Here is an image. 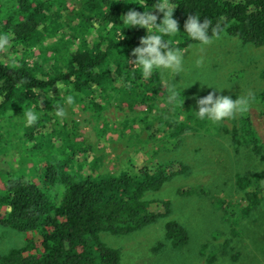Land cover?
I'll use <instances>...</instances> for the list:
<instances>
[{
	"label": "rangeland",
	"instance_id": "374dc122",
	"mask_svg": "<svg viewBox=\"0 0 264 264\" xmlns=\"http://www.w3.org/2000/svg\"><path fill=\"white\" fill-rule=\"evenodd\" d=\"M0 1L10 8V0ZM89 1H54L46 10L35 44L13 50L16 57L36 63L38 51L51 55L57 44L62 51L58 65L65 69L66 53L75 51L85 40H98V31L86 29V18L95 20ZM143 31L146 36L147 29ZM180 51L185 52L184 70L147 78L151 81L159 75L161 89L150 84L136 90L150 99L128 102L133 103L131 107L115 92L80 97L63 82L61 90L54 87L51 93L40 92L35 105L18 102L0 116V187L8 174L37 181L36 174L45 162L67 163L69 148L75 147H80L75 167L96 177L135 173L159 163H180L185 167L181 172H177L180 165H173L177 173L160 190L146 196L152 209L165 216L131 233H102L108 245L121 251L120 264H264V202L247 216L244 209L249 199L237 184L239 175L251 177L263 170L264 160L253 152L246 138L236 140L245 134V119L249 118L264 151V45L223 35L203 51L198 44ZM201 57L204 63L198 67L196 61ZM203 82L229 87L217 95L250 97L248 110L220 124L201 121L195 113L197 98L215 91ZM116 85L121 86V81ZM69 95L74 97L70 105L66 102ZM57 106L65 109V118L55 115ZM29 110H34L39 120L25 127L22 114ZM180 125L188 127L181 143L175 134ZM63 190L64 185L58 184L53 194L58 196ZM168 221H177L188 230L186 245L172 244L167 237ZM31 237V233L0 227V254L24 246Z\"/></svg>",
	"mask_w": 264,
	"mask_h": 264
},
{
	"label": "trees",
	"instance_id": "16d2710c",
	"mask_svg": "<svg viewBox=\"0 0 264 264\" xmlns=\"http://www.w3.org/2000/svg\"><path fill=\"white\" fill-rule=\"evenodd\" d=\"M10 1V8L0 1V25L4 27L0 32L15 34L13 50L18 51L20 46L35 44L39 27L47 18L46 10L57 0ZM140 2L89 1V10L94 13L95 20L85 17L86 29L98 31V40L92 43L85 40L75 51L66 53L65 69L58 65L62 51L59 52L57 44H54L57 50L51 55L38 51L39 61L36 63L31 64L26 57H17L15 64L0 65V116L18 102L37 104L40 92L51 93L58 80L65 86H72L79 96L93 97L98 92L112 95L115 92L120 100L125 98L122 103L130 107L141 100H149L137 92L147 89L150 84L153 89L158 90L159 85L161 89L159 75L151 81L145 79L142 69L134 68V63L128 62V57L134 61L132 49L139 46L140 39L145 37L143 28H127L129 26L121 21V17L133 8L143 12L144 8L137 5ZM155 2L146 0L149 7ZM174 2V19L181 31H184L188 17L197 14L201 22L209 19L213 26L218 22L226 24L228 36L237 37L244 43L264 45V0ZM157 14L159 23L162 14ZM170 39L179 50L198 44L185 32ZM117 81L122 85H116ZM261 97L264 100V92ZM245 120V134L236 140L246 138L252 143L253 152L264 160L259 137L249 118ZM181 127L177 126L175 132L180 143L182 133L188 128ZM78 148H69L70 160L67 163L51 159L45 162L36 174L37 181L25 175H5L0 187V227L31 233L32 237L24 246L0 254V264H120L121 251L108 245L102 233H131L165 216L166 213L152 209V202L146 196L160 190L168 179L181 172L185 168L183 164L159 163L135 173L124 171L120 175L96 177L82 174L73 164ZM175 164L180 165L177 172L172 168ZM58 184H63L64 190L56 196L53 189ZM237 184L249 199L244 211L250 216L264 202V169L251 177L239 175ZM166 230L174 246L188 243L189 232L181 223L168 221Z\"/></svg>",
	"mask_w": 264,
	"mask_h": 264
},
{
	"label": "clouds",
	"instance_id": "9594fccd",
	"mask_svg": "<svg viewBox=\"0 0 264 264\" xmlns=\"http://www.w3.org/2000/svg\"><path fill=\"white\" fill-rule=\"evenodd\" d=\"M137 5L144 8V11L140 12L133 8L121 17V21L122 24L129 26L127 28L147 29L148 34L140 39L139 46L132 49L131 57L135 58L134 61L128 57L129 64L134 63V68L142 69L145 79L156 73L163 75L168 72L174 75L184 70L185 52L175 47L170 39L176 37L178 33H187L193 41L198 43L200 51L223 39V35H226V24L218 22L213 26L209 19H204L201 22V17L197 14L188 17L184 24V31H181L178 21L174 19L176 8L174 0H156L151 7L146 4L145 0H141ZM157 13L162 14L159 23ZM14 39L15 34L11 31L0 32V65L16 63L17 57L12 44ZM203 63V57L196 61L198 67ZM203 83L209 86L208 83ZM55 87L61 90L62 82L56 81ZM209 87L214 88L215 91L206 97L197 98L198 111L195 113L201 121L220 124L226 120L235 119L248 110L251 103L250 97L241 95L233 98L217 95V92L229 87L216 85ZM66 102L69 105L72 104L74 97L67 96ZM55 115L63 119L66 116V111L63 107L57 106ZM22 117L25 120V127L35 125L39 120V116L34 110L23 112Z\"/></svg>",
	"mask_w": 264,
	"mask_h": 264
}]
</instances>
